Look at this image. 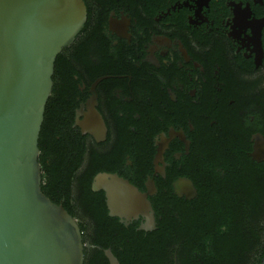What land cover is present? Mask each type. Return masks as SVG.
Returning <instances> with one entry per match:
<instances>
[{"label":"flooded vegetation","instance_id":"obj_1","mask_svg":"<svg viewBox=\"0 0 264 264\" xmlns=\"http://www.w3.org/2000/svg\"><path fill=\"white\" fill-rule=\"evenodd\" d=\"M84 3L83 29L56 57L43 121L83 138L93 177L117 174L142 192L151 179L156 221L144 231L141 218L110 217L90 183L106 217L72 215L84 264H110L107 250L118 264H164V245L138 248L131 229L150 233L167 217L181 227L186 214L264 182V0ZM99 121V140L78 126ZM183 180L190 198L176 191ZM252 215L263 222L264 207Z\"/></svg>","mask_w":264,"mask_h":264},{"label":"water","instance_id":"obj_2","mask_svg":"<svg viewBox=\"0 0 264 264\" xmlns=\"http://www.w3.org/2000/svg\"><path fill=\"white\" fill-rule=\"evenodd\" d=\"M84 0H0V264H84L77 219L41 190L38 139L52 91L54 63L83 29ZM99 140L103 124L79 123ZM146 192L111 173H97L93 191L102 190L110 217L142 219L140 230L156 228ZM191 197L188 180L175 186ZM110 264L117 259L107 250ZM258 264H264V249Z\"/></svg>","mask_w":264,"mask_h":264},{"label":"trees","instance_id":"obj_3","mask_svg":"<svg viewBox=\"0 0 264 264\" xmlns=\"http://www.w3.org/2000/svg\"><path fill=\"white\" fill-rule=\"evenodd\" d=\"M60 126L48 120L41 126L38 139L41 190L71 215L91 211L99 219L105 218L102 194L90 189L91 179L99 170L90 167L83 170V138L70 131L69 125L68 130ZM246 190V197L226 198L186 214L181 227L173 217H167L165 224L164 220L158 221L156 231L144 233L131 229L130 233L138 248H143L145 242L156 246L154 254L160 250L158 246L164 245V264L171 263V249L175 247L179 264H258L264 249V220L253 217L252 213L264 207V182L248 185ZM210 210L218 211V217H212ZM115 225L123 229L122 225Z\"/></svg>","mask_w":264,"mask_h":264},{"label":"rangeland","instance_id":"obj_4","mask_svg":"<svg viewBox=\"0 0 264 264\" xmlns=\"http://www.w3.org/2000/svg\"><path fill=\"white\" fill-rule=\"evenodd\" d=\"M78 201H79V197H78V199H77V205L79 204V202H78Z\"/></svg>","mask_w":264,"mask_h":264}]
</instances>
